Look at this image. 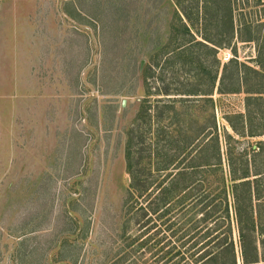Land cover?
Returning <instances> with one entry per match:
<instances>
[{"label": "rangeland", "instance_id": "obj_1", "mask_svg": "<svg viewBox=\"0 0 264 264\" xmlns=\"http://www.w3.org/2000/svg\"><path fill=\"white\" fill-rule=\"evenodd\" d=\"M66 1H74L80 9L78 16L73 13L75 19L59 9H64ZM249 1L245 7L238 0V13L242 14L235 18L252 21L260 39L264 35V0ZM36 2L47 6V19L53 21L54 38L47 55L53 56L55 69L52 75L30 77L20 74L19 62L15 69L14 62L1 60L4 49L11 51L1 44V15L8 14L1 12V4L31 1L0 0V264H167L160 251L155 254L156 248L131 250L120 227L129 182L124 159L126 131L134 119H143L138 115L146 86L139 64L150 55L141 43L145 40L150 48L157 41L167 43L173 38L174 6L165 0ZM120 6L125 7L121 17ZM196 37L200 39V35ZM235 41V57L257 68V41ZM218 56L226 62L234 55L222 48ZM159 73L173 88L185 76L173 67H157L155 74ZM42 85L53 91H38ZM246 96L244 91L213 94L226 172L229 156L237 161L238 153L245 151L251 157L257 141L264 139V134L239 136L228 122L231 119L241 126L250 114L253 129L264 130V95L250 102ZM157 97L149 98L152 113L162 106L155 104ZM174 106L179 111L187 108L193 119L186 120H192V127L204 126L199 137L209 147L207 153H212L210 104L177 101ZM172 115L166 112L162 123L182 117ZM161 148H167L163 141ZM230 213L239 248L232 208ZM127 230L134 233L135 228ZM181 241H176V249L192 264L190 252L185 250L188 247L181 246ZM237 264H243L241 259Z\"/></svg>", "mask_w": 264, "mask_h": 264}, {"label": "trees", "instance_id": "obj_2", "mask_svg": "<svg viewBox=\"0 0 264 264\" xmlns=\"http://www.w3.org/2000/svg\"><path fill=\"white\" fill-rule=\"evenodd\" d=\"M165 1L174 6L173 38L167 43L157 41L150 48L145 40L141 43L148 48L150 57L139 64L146 86L138 115L143 119H134L126 131L124 159L129 182L122 204L120 233L128 236L131 250L142 246L156 248L155 254L160 251V258L166 259L167 264H190L185 261L188 256L176 249L175 243L180 240L181 246L188 247L185 250L190 252L192 264H237L240 259L243 264H264V139L257 141L251 157L245 151L238 153L237 161L229 156L226 172L213 98L214 93L241 91L247 94V102L262 98L264 35L259 39L248 18L241 16L236 20L235 15L242 14L238 13L241 8L238 0ZM243 1L240 4L250 5L249 0ZM255 1L261 0H252V4ZM124 11L125 7L120 6L118 16ZM235 38L257 41V68L235 57ZM222 48H229L234 55L226 62L218 56ZM157 67H173L185 76L173 88L164 83L161 73L155 74ZM152 95L158 96L155 104H162L157 111L153 108L154 113L150 112ZM177 101L210 104L212 153H207L209 147L199 137L204 126L192 127V120H186L193 119L192 115L187 108L176 110ZM168 111L172 116L181 115V119H168L163 124ZM248 116L250 119H243L241 126L226 119L239 136L264 134V130L253 129L255 125ZM162 141L166 149L161 148ZM236 162L238 166L234 167ZM230 208L234 212L239 248L232 233ZM198 213L200 217L196 216ZM222 226L224 231H218ZM130 227L135 228L134 233H128Z\"/></svg>", "mask_w": 264, "mask_h": 264}, {"label": "crops", "instance_id": "obj_3", "mask_svg": "<svg viewBox=\"0 0 264 264\" xmlns=\"http://www.w3.org/2000/svg\"><path fill=\"white\" fill-rule=\"evenodd\" d=\"M31 3L1 4V12L8 14L1 15V44L4 43L11 48L10 53L4 49L1 60L14 62L17 68L21 64V73L34 77L35 75H52L55 69L53 56L47 55L48 45H51L53 35V21L47 16V6L39 4L37 0H27ZM35 1V2H34ZM66 1L64 9L59 7L64 16L75 19L81 13L74 1ZM66 15H65V14ZM66 16V17H67ZM68 17V18H69ZM44 55V57H43ZM49 56V58H48ZM53 91L52 87H49ZM48 87L38 86V91H48ZM35 88H27L26 91H34Z\"/></svg>", "mask_w": 264, "mask_h": 264}, {"label": "water", "instance_id": "obj_4", "mask_svg": "<svg viewBox=\"0 0 264 264\" xmlns=\"http://www.w3.org/2000/svg\"><path fill=\"white\" fill-rule=\"evenodd\" d=\"M122 105H125V100L122 101Z\"/></svg>", "mask_w": 264, "mask_h": 264}]
</instances>
